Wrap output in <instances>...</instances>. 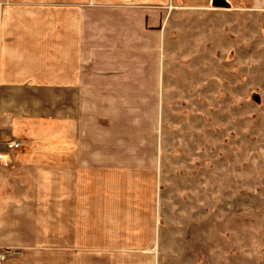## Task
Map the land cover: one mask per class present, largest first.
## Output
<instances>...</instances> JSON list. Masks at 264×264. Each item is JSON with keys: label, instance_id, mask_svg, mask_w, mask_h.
Segmentation results:
<instances>
[{"label": "crops", "instance_id": "0c3cea01", "mask_svg": "<svg viewBox=\"0 0 264 264\" xmlns=\"http://www.w3.org/2000/svg\"><path fill=\"white\" fill-rule=\"evenodd\" d=\"M89 1L0 0V264H152L159 38Z\"/></svg>", "mask_w": 264, "mask_h": 264}, {"label": "rangeland", "instance_id": "374dc122", "mask_svg": "<svg viewBox=\"0 0 264 264\" xmlns=\"http://www.w3.org/2000/svg\"><path fill=\"white\" fill-rule=\"evenodd\" d=\"M225 1L131 2L159 38L152 264H264V0Z\"/></svg>", "mask_w": 264, "mask_h": 264}, {"label": "built area", "instance_id": "2783aa9c", "mask_svg": "<svg viewBox=\"0 0 264 264\" xmlns=\"http://www.w3.org/2000/svg\"><path fill=\"white\" fill-rule=\"evenodd\" d=\"M4 148L7 151H14L18 150L20 148V144L14 140H9L5 142L3 145L0 144V149ZM6 155L2 150H0V164H3L5 162ZM6 259L5 255H0V263L4 262Z\"/></svg>", "mask_w": 264, "mask_h": 264}, {"label": "water", "instance_id": "95a60500", "mask_svg": "<svg viewBox=\"0 0 264 264\" xmlns=\"http://www.w3.org/2000/svg\"><path fill=\"white\" fill-rule=\"evenodd\" d=\"M213 4L217 7L229 8V4L225 0H213Z\"/></svg>", "mask_w": 264, "mask_h": 264}]
</instances>
